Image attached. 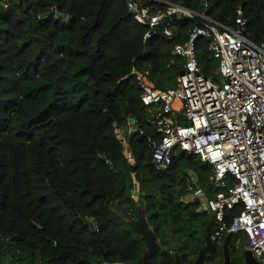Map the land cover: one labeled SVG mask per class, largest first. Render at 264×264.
Wrapping results in <instances>:
<instances>
[{"label":"trees","instance_id":"16d2710c","mask_svg":"<svg viewBox=\"0 0 264 264\" xmlns=\"http://www.w3.org/2000/svg\"><path fill=\"white\" fill-rule=\"evenodd\" d=\"M157 1L145 5L160 10ZM163 1L224 27L235 28L240 14L245 38L264 44V0ZM0 5V264H141L145 244L128 222L138 207L161 247L150 262L175 264L177 255L192 264L209 216L180 199L190 173L213 197L212 169L178 148L168 168L154 169L150 142L160 136L131 72H147L157 90L174 88L182 65L173 47L198 21L180 16L144 40L148 28L128 14L125 0ZM194 44L201 74L217 83L208 40ZM128 118L135 136L126 156L117 134L126 138ZM240 211L225 210V223ZM224 238L213 239L205 264H222ZM245 249V236L232 235L231 264H240Z\"/></svg>","mask_w":264,"mask_h":264},{"label":"built area","instance_id":"2783aa9c","mask_svg":"<svg viewBox=\"0 0 264 264\" xmlns=\"http://www.w3.org/2000/svg\"><path fill=\"white\" fill-rule=\"evenodd\" d=\"M146 1L154 0H125L133 19L148 28L144 40L161 19L172 14L198 21L186 40L173 47L171 54L182 65L174 88L157 90L147 72H131L149 115L148 124L160 136L150 142L151 164L155 170L168 168L176 148L208 164L212 169L208 183L216 194L206 195L190 173L180 201L195 204L200 214H216L212 240L220 242L226 235L241 233L246 249L264 264V44L245 38L240 14L235 28L224 27L163 0L157 1L164 5L160 10L146 6ZM199 37L208 40V51L217 61V83L198 68L194 43ZM117 138L128 156L125 139L120 133ZM130 193L136 201V184ZM236 206L241 211L227 225L224 211Z\"/></svg>","mask_w":264,"mask_h":264},{"label":"water","instance_id":"95a60500","mask_svg":"<svg viewBox=\"0 0 264 264\" xmlns=\"http://www.w3.org/2000/svg\"><path fill=\"white\" fill-rule=\"evenodd\" d=\"M4 9H5V7L0 5V16L4 12ZM128 14L130 16H132V12H128ZM47 15L48 14L44 15L43 17H46ZM59 17H62V15L59 14ZM177 19L178 18H177L176 14H172L168 17H165L164 19H161V22L159 24H157L156 26H154L153 32L157 33V34L165 33L168 26L173 24ZM134 125H135L134 120L128 118V126L131 128V130L129 131L128 135L125 138V143L127 146H130V143H131L133 137L135 136V132L133 130ZM134 217L135 218L128 221L129 225H130L132 231L135 234L139 235L140 238L143 240L142 242H144V244H145V251H144L142 258H141V264H152L150 262V259L153 256L160 253L161 247L158 245L153 232L149 229V227L145 221L142 209L140 207H138L136 209V214ZM82 221H83L84 225H86L89 228L91 233L95 232L93 229V226L88 221H86L84 219H82ZM215 223H216V214L212 213L211 215H209V221L207 222V224L205 226V230H204L203 238H204L205 244H204L203 248L201 247V249L198 251L197 257L192 264H205L206 255L213 246L211 231H212V228H213ZM231 237H232L231 235H226V237L224 238L223 243L221 245L222 264H231L230 251H229L230 250V239H231ZM174 260H175V264H180L177 255H174ZM242 261H243V264H259V262H257L254 259V257L250 253V251L247 249H245L242 253ZM125 264H127V263H125Z\"/></svg>","mask_w":264,"mask_h":264},{"label":"rangeland","instance_id":"374dc122","mask_svg":"<svg viewBox=\"0 0 264 264\" xmlns=\"http://www.w3.org/2000/svg\"><path fill=\"white\" fill-rule=\"evenodd\" d=\"M241 248H244V243H241L239 246V249L235 251V256L239 258L240 254H241ZM243 261L240 259V264H242Z\"/></svg>","mask_w":264,"mask_h":264},{"label":"crops","instance_id":"0c3cea01","mask_svg":"<svg viewBox=\"0 0 264 264\" xmlns=\"http://www.w3.org/2000/svg\"><path fill=\"white\" fill-rule=\"evenodd\" d=\"M122 132H120V134H121ZM121 136H122V138H124L125 139V137H124V135L123 134H121Z\"/></svg>","mask_w":264,"mask_h":264},{"label":"flooded vegetation","instance_id":"af4514ba","mask_svg":"<svg viewBox=\"0 0 264 264\" xmlns=\"http://www.w3.org/2000/svg\"><path fill=\"white\" fill-rule=\"evenodd\" d=\"M243 264V263H242Z\"/></svg>","mask_w":264,"mask_h":264}]
</instances>
